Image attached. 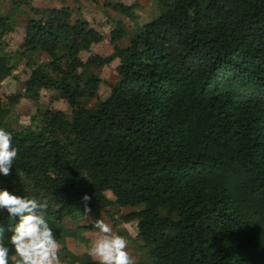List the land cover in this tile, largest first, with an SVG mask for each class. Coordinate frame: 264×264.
<instances>
[{"label":"trees","instance_id":"trees-1","mask_svg":"<svg viewBox=\"0 0 264 264\" xmlns=\"http://www.w3.org/2000/svg\"><path fill=\"white\" fill-rule=\"evenodd\" d=\"M10 1L0 16V82L11 70L1 39L10 13L21 11L17 56L49 57L30 68L23 96L57 92L64 110L47 107L36 126L17 129L8 119L18 96L0 99V128L18 150L0 188L47 199L57 241L62 220L86 215L85 204L141 206L122 216L136 222L128 246L139 239L147 249L139 264H264V0H152L157 17L135 27L127 46L116 44L127 35L117 20L108 47L84 63L77 54L101 40L86 20L70 24L68 7ZM134 6L112 4L126 17ZM114 58L110 94L85 107L100 78L83 68ZM14 226L0 211L9 264Z\"/></svg>","mask_w":264,"mask_h":264},{"label":"rangeland","instance_id":"rangeland-1","mask_svg":"<svg viewBox=\"0 0 264 264\" xmlns=\"http://www.w3.org/2000/svg\"><path fill=\"white\" fill-rule=\"evenodd\" d=\"M17 2H28L37 8H60L68 7L70 14L68 22L74 23L77 19L86 20L90 27L97 30L101 35V40L98 43L91 44L88 51H80L77 56L81 62H85L88 56L97 53L98 51L107 48L108 33L114 28L115 21L119 20L126 28L127 35L118 40L116 44L119 47L128 45V35L132 33L135 27L141 26L150 20L157 17L158 11L152 0H16ZM118 3L122 5L136 4L132 9L130 17L116 11L112 4ZM11 6L10 0H0V16L6 15ZM22 10H25L23 4H20ZM26 13L21 11H13L9 15L8 24L11 30L3 34L1 41L4 43L3 51L1 52L8 56L10 73L0 82V99L5 103L8 95H17L18 100L9 113L8 124L12 128H33L37 125V112L44 111L47 107H52L58 110H64V105L60 100L57 92H41L36 101H32L23 96L24 86L23 81L30 75L32 66L44 64L49 61V57L41 53L26 54L22 57L17 56L21 51L20 44L23 39L24 24L27 19ZM104 18L108 20L102 22ZM62 52V50H59ZM118 65V60L114 58L109 63L97 67L86 66L82 72L87 75H95L100 78L99 85L96 90V97L88 98L84 101V106L92 108L95 105L96 99H105L110 94L111 88L116 81L117 75L115 68ZM80 69L76 70L79 73ZM53 76H56L52 72ZM106 198L113 199L110 192L105 191ZM141 209L137 207H117L114 204H108L104 208L90 211L84 216L78 217L76 220L64 218L61 222L62 240L58 241L61 245L60 258L61 264H82L83 262H96L86 254L85 249L92 239L95 238L97 229L85 230L81 226L92 224L91 220L102 219L110 224L114 231L123 234L130 245V239L136 234V222L130 220L124 222L122 216L131 213L134 210ZM91 218V220L89 219ZM51 226V223H49ZM125 234V235H124ZM130 255L134 258L135 264L147 261V249L143 247V243L137 239V244L128 246L127 249ZM13 261L19 264V257H13ZM97 263V262H96Z\"/></svg>","mask_w":264,"mask_h":264},{"label":"clouds","instance_id":"clouds-1","mask_svg":"<svg viewBox=\"0 0 264 264\" xmlns=\"http://www.w3.org/2000/svg\"><path fill=\"white\" fill-rule=\"evenodd\" d=\"M17 157L18 150L12 146L11 132L0 128V174L9 176ZM89 199L86 194L82 197L83 201ZM48 208L47 199L15 195L0 188V211H6L15 221L8 239L19 257V264H61V245L45 218ZM85 211H91L87 204ZM91 221L98 231L85 249L88 256L97 264H135L124 236L102 219ZM9 252V247L0 243V264H9Z\"/></svg>","mask_w":264,"mask_h":264}]
</instances>
